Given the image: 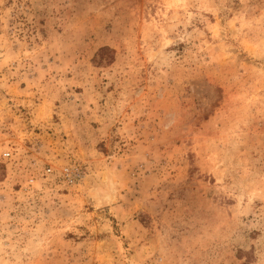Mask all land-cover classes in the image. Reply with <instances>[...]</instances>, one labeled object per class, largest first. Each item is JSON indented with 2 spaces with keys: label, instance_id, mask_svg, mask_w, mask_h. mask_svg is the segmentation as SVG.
Returning <instances> with one entry per match:
<instances>
[{
  "label": "rangeland",
  "instance_id": "374dc122",
  "mask_svg": "<svg viewBox=\"0 0 264 264\" xmlns=\"http://www.w3.org/2000/svg\"><path fill=\"white\" fill-rule=\"evenodd\" d=\"M0 264H264V0H0Z\"/></svg>",
  "mask_w": 264,
  "mask_h": 264
},
{
  "label": "built area",
  "instance_id": "2783aa9c",
  "mask_svg": "<svg viewBox=\"0 0 264 264\" xmlns=\"http://www.w3.org/2000/svg\"><path fill=\"white\" fill-rule=\"evenodd\" d=\"M5 155L7 156L8 152H6ZM47 170L49 171L50 169L48 168ZM64 173H65L66 176H70V172H69V170L67 168H65Z\"/></svg>",
  "mask_w": 264,
  "mask_h": 264
}]
</instances>
